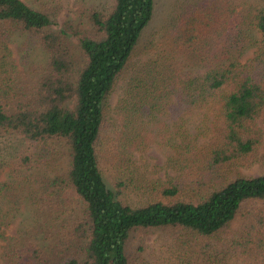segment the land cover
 Listing matches in <instances>:
<instances>
[{"label":"trees","instance_id":"16d2710c","mask_svg":"<svg viewBox=\"0 0 264 264\" xmlns=\"http://www.w3.org/2000/svg\"><path fill=\"white\" fill-rule=\"evenodd\" d=\"M154 1L113 0L108 9L91 8L87 18L92 32H73L79 33L85 58L75 72L61 45L65 28L52 29L49 15L24 0H0V45L16 33L36 35L47 56L24 88L15 84L5 55L0 56V136L21 142L7 164L8 173L22 175L38 163L47 170L55 167L54 141L65 145L69 158L65 174L45 175L35 184L0 180V264H130L127 243L134 230L171 227L212 237L234 220L244 203L264 199V173L228 180L225 174L230 165L250 164L261 140L264 4L252 14H239L216 3L190 2L176 14L169 23L171 49L185 51L194 65L178 69L167 59L162 69L150 65L146 76L133 78L130 97L118 104L113 117L115 136L108 156L115 172L122 173L121 163H129L130 146L142 145L144 136L135 123L140 125L144 117L170 107L172 100L180 111H207L191 138L180 134L175 148H180L181 172L159 187L167 201L126 197L132 181L128 173L108 184L98 149L108 100L153 16ZM245 23L257 32L259 44L243 60L250 45ZM205 120L211 124L204 125ZM200 136L207 138L198 144ZM68 187L84 204V216L72 219L63 195ZM25 191L33 219L9 234L6 228ZM261 225L262 216L256 222L248 218V231ZM79 240L83 243L77 251L73 246Z\"/></svg>","mask_w":264,"mask_h":264},{"label":"rangeland","instance_id":"374dc122","mask_svg":"<svg viewBox=\"0 0 264 264\" xmlns=\"http://www.w3.org/2000/svg\"><path fill=\"white\" fill-rule=\"evenodd\" d=\"M26 3L47 13L53 20L51 28L59 30L65 28L68 34L62 42V49L69 55L74 63L75 72L84 64L85 58L78 43V34L92 32L93 26L87 15L91 8L100 10L108 9L113 0H24ZM190 2L220 4L227 6L235 12L257 11L264 4V0H155L152 18L142 29L139 43L132 58L124 71L117 77L113 92L108 100L109 112L105 127L100 138L98 149L102 166H105L106 179L111 185L113 178L125 176L128 173L132 178L130 186L126 188V197L133 200L162 199L168 198L159 193V187L176 174L181 172L180 164L183 162L178 150L175 148L180 141V134L187 132L191 138V132L197 129L201 123V114H205L206 108H193L180 111L175 106L174 100L171 106L161 111H156L154 116L144 117L143 122L135 128L144 136L141 146H130L132 151L129 163H121L122 173L115 172L117 166L110 163L108 148L114 139L113 122L118 104L129 98V88L133 78L146 76L145 71L150 65L154 69H162V62H174L178 69L193 67V58L187 57L185 51L174 46L171 37L169 23L176 14ZM246 22V20H245ZM249 28V29H248ZM250 45L244 52L243 60L251 56L258 46L259 35L247 23L244 25ZM74 30V31H72ZM75 30L79 33L75 35ZM74 32V33H73ZM256 36L255 41L250 36ZM5 55V67L14 76L15 84L19 88L28 87L44 66L47 56L39 43L36 35L13 34L8 38L5 45H0V56ZM157 63V64H156ZM189 63L190 66L187 64ZM154 70V71H155ZM163 71V70H161ZM146 87H143L145 89ZM140 91L136 89L135 92ZM131 95H133L131 93ZM133 96L131 97V100ZM198 124V125H197ZM204 125L211 122L203 121ZM261 131V140L255 150L253 161L248 165H230L225 171L226 178L232 179L237 175H257L264 173V119L258 120ZM134 128V130H136ZM212 133L211 130H209ZM198 144L207 136H200ZM56 148L57 163L55 167L47 170L38 163L29 171L23 170L22 175H9L8 163L21 148V142L15 137L8 139L0 136V180H15L20 185L29 184L30 180L38 183L42 176H54L65 174L68 169V150L60 141L52 144ZM186 150H183L184 156ZM114 164V163H113ZM117 170V169H116ZM118 172V170H117ZM24 173L26 175H24ZM29 194V187H27ZM22 194L19 209L16 210L15 218L6 228L7 233L16 234V229L28 225L32 221V213L29 210L28 200ZM72 208V219L76 216H84V204L78 198L75 191L68 187L63 193ZM177 198V197H176ZM6 207V206H5ZM15 209V208H14ZM263 217V225L248 231V218L256 222L258 216ZM60 223V222H59ZM252 236H249V233ZM264 199L244 203L234 220L220 232L212 237H205L186 229L159 227L134 230L127 243V251L130 264H264ZM82 241H76L73 249L79 251ZM260 246V247H259Z\"/></svg>","mask_w":264,"mask_h":264}]
</instances>
